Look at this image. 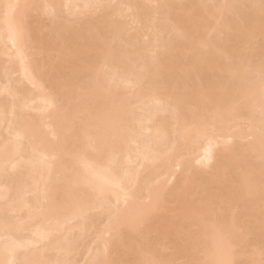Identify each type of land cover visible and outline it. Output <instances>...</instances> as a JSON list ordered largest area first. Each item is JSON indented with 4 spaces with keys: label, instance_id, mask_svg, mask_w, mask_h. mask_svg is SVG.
<instances>
[{
    "label": "bare ground",
    "instance_id": "1",
    "mask_svg": "<svg viewBox=\"0 0 264 264\" xmlns=\"http://www.w3.org/2000/svg\"><path fill=\"white\" fill-rule=\"evenodd\" d=\"M0 264H264V0H0Z\"/></svg>",
    "mask_w": 264,
    "mask_h": 264
},
{
    "label": "rangeland",
    "instance_id": "2",
    "mask_svg": "<svg viewBox=\"0 0 264 264\" xmlns=\"http://www.w3.org/2000/svg\"><path fill=\"white\" fill-rule=\"evenodd\" d=\"M91 215H94V212L91 214ZM92 217V220H94L93 219V216H91ZM95 217V216H94ZM96 218V217H95ZM97 225H98V222H97ZM97 227V229L99 228L98 226H96Z\"/></svg>",
    "mask_w": 264,
    "mask_h": 264
}]
</instances>
